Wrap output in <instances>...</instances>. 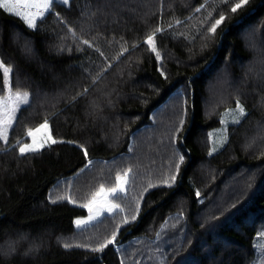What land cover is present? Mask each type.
Here are the masks:
<instances>
[{
  "label": "trees",
  "instance_id": "16d2710c",
  "mask_svg": "<svg viewBox=\"0 0 264 264\" xmlns=\"http://www.w3.org/2000/svg\"><path fill=\"white\" fill-rule=\"evenodd\" d=\"M238 2L53 0L36 29L0 8V61L12 90L30 95L0 140V264H254L264 0L232 13ZM154 33L160 60L146 43ZM237 102L247 114L212 154L211 131ZM45 121L58 142L21 155ZM126 172L125 192L111 198L122 211L77 228L82 205Z\"/></svg>",
  "mask_w": 264,
  "mask_h": 264
},
{
  "label": "snow or ice",
  "instance_id": "6c2138e0",
  "mask_svg": "<svg viewBox=\"0 0 264 264\" xmlns=\"http://www.w3.org/2000/svg\"><path fill=\"white\" fill-rule=\"evenodd\" d=\"M65 4H68L69 0H63ZM250 3V0H239L238 3H235L231 7V12L236 13L238 10L244 8ZM53 4V0H0V8L5 9L8 13L14 14L15 16L21 18L29 28L36 29L37 28V20L39 18H42L45 16L46 13L50 12L51 6ZM226 17L224 15H220L219 19H216L214 23L211 24V27L208 28V32L211 34H215L217 31V28L225 21ZM162 29L157 28L156 32H160ZM155 33L151 36H148L146 43L151 47V51L155 54L156 59L160 60V53L157 51L155 42H154ZM84 44L88 45L89 42L87 40L83 41ZM124 51H127L125 48ZM0 67H3L0 65ZM11 73V69L8 67H3V82L4 86L0 87V91H3L4 88H7V95L0 96V140H3L4 142L8 141V135H9V129L13 127V121L16 118V112L20 108L21 105H27L29 103V97L28 94L21 93L19 91L13 92L12 88L9 86V76ZM232 110H229L231 112ZM236 111L239 113L238 116L233 117L232 122L233 123H239L240 119L246 114L245 109L242 105L237 102V109ZM226 116L228 113L225 114ZM226 123L225 121V129L223 131H226ZM183 126V120L180 121V128ZM180 128L177 129V131L180 130ZM49 129V125L47 121H45L43 124H41L39 127H37L35 130L29 129L27 132V136L31 137V143H23L22 146L19 147V152L21 155L26 154H37L40 153L50 142L51 144H56L58 141L53 139L52 136L49 134L47 136L46 140H41L37 142L36 139V133H39L41 130L47 131ZM226 141V136H225ZM216 149L214 148L213 151ZM87 151H84V155L87 156ZM180 163L184 161V156L181 155L179 157ZM90 163V162H89ZM180 168V164L178 163L176 165V171L178 172ZM128 173L126 172L124 174V177L117 176V186L114 188H110L105 191L103 185H101L98 192H96L92 199L89 200L88 203L82 205L83 207L87 208L89 213H92L94 208H97L98 206V200L97 197L104 196L105 201H107V197L111 195L113 198L117 197L118 192H124V184L127 183V180L125 177H127ZM172 181L176 180V176L173 175L171 177ZM164 183H169L168 181H164ZM169 186H171L169 184ZM199 195V193H197ZM103 210H106L107 212L111 213L113 210H121L119 209V205L112 204L110 202H106L103 205L100 206ZM99 210V209H98ZM97 219L96 215H91L87 220H76L75 224L77 228H80L81 226L87 225L90 221H95ZM135 219V217H133ZM125 223H127V220H125ZM116 240V233H113L112 238L106 240L104 243L100 244L98 248L93 249V251L96 252H102L104 248H106L108 245H111L115 243ZM82 245H77V247H81ZM65 248H71V244H65ZM14 250V244L10 245L9 252Z\"/></svg>",
  "mask_w": 264,
  "mask_h": 264
},
{
  "label": "rangeland",
  "instance_id": "374dc122",
  "mask_svg": "<svg viewBox=\"0 0 264 264\" xmlns=\"http://www.w3.org/2000/svg\"><path fill=\"white\" fill-rule=\"evenodd\" d=\"M0 64L3 67H7L4 64H2L1 61H0ZM10 75H11V73H10ZM10 82H11V77L9 76V86H10ZM13 92H17V91H13ZM21 93H23V92H21ZM4 95H7V88H6L5 92H1L0 91V96H4ZM28 97H29V102H30V95L29 94H28ZM239 104L244 107L245 113L247 114L246 107L242 103H239ZM25 106L26 105H21L20 108L17 110V112L15 114L16 118L13 121V126H14V124L16 122V119H17V116H18L19 112ZM236 109H237V106L234 107V108H230V109L226 110L224 112L223 116H222V124L219 127H217L216 129L211 131V141H212L211 153L212 154L217 152V151H219V150H221L226 145V143L228 141V138H229V127H230V125L236 124V123L232 122V119H233V117L239 115V113L236 111ZM229 110H232V111L229 112ZM226 113H228L227 116L225 115ZM246 114L240 119V121L246 116ZM225 121H227V123H226V131H223V129H225ZM12 128L9 129L8 138L10 136V132H11ZM48 135H49V129L47 131L41 130L39 133H36L37 142H39L41 140H46ZM225 136H226V141H225ZM27 143H31V139ZM49 144H50V142L48 143V145ZM214 148L216 149L215 151H213ZM122 177H124V176H122ZM125 179L127 180V183L124 184V189H126V187H127V184H128V181H129V176L125 177ZM105 191L107 192V189H105ZM124 192H125V190H124ZM111 198H112V196L109 195L107 197V201H105V197L104 196L97 197V200L99 202L97 208H94L93 212L89 213V215L87 217L77 218L76 220H78V219L87 220L89 218V216H91V215H96L97 216L96 220H98V219H100L101 217H103L106 214L113 213L115 209L113 210V212L109 213V212H107L106 210H103L100 207L101 205H103L106 202H110V203L113 204V202L111 201ZM92 222L93 221H90L88 224H91ZM87 225L81 226L80 228L85 227ZM254 264H264V229L261 230V232L259 233L258 239H257V257H256V260H255Z\"/></svg>",
  "mask_w": 264,
  "mask_h": 264
}]
</instances>
